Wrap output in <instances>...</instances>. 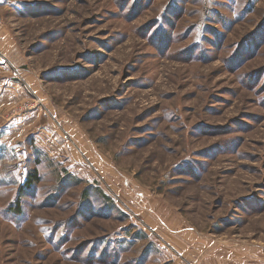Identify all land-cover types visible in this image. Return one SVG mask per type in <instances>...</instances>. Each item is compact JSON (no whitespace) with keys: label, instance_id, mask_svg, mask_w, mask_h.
<instances>
[{"label":"rangeland","instance_id":"obj_1","mask_svg":"<svg viewBox=\"0 0 264 264\" xmlns=\"http://www.w3.org/2000/svg\"><path fill=\"white\" fill-rule=\"evenodd\" d=\"M0 19V264H264V0Z\"/></svg>","mask_w":264,"mask_h":264},{"label":"trees","instance_id":"obj_2","mask_svg":"<svg viewBox=\"0 0 264 264\" xmlns=\"http://www.w3.org/2000/svg\"><path fill=\"white\" fill-rule=\"evenodd\" d=\"M39 181V173L37 170H34L33 172L29 173L28 179H27V183L25 186H32V184H35ZM16 211L21 210L20 209V205L18 204Z\"/></svg>","mask_w":264,"mask_h":264},{"label":"built area","instance_id":"obj_3","mask_svg":"<svg viewBox=\"0 0 264 264\" xmlns=\"http://www.w3.org/2000/svg\"><path fill=\"white\" fill-rule=\"evenodd\" d=\"M3 25V21L2 19H0V27Z\"/></svg>","mask_w":264,"mask_h":264}]
</instances>
